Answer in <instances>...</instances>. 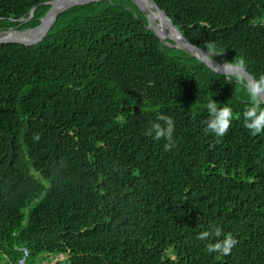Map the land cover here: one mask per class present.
Masks as SVG:
<instances>
[{"label": "trees", "instance_id": "16d2710c", "mask_svg": "<svg viewBox=\"0 0 264 264\" xmlns=\"http://www.w3.org/2000/svg\"><path fill=\"white\" fill-rule=\"evenodd\" d=\"M45 1L0 0V31L38 26ZM155 1L193 44L264 76V0ZM148 25L132 0H101L36 44H0V264L23 246L27 264H264V133L244 126L247 83ZM212 99L233 109L223 137L206 131ZM158 114L175 122L168 151L146 134ZM217 226L239 241L230 255L197 239Z\"/></svg>", "mask_w": 264, "mask_h": 264}, {"label": "clouds", "instance_id": "9594fccd", "mask_svg": "<svg viewBox=\"0 0 264 264\" xmlns=\"http://www.w3.org/2000/svg\"><path fill=\"white\" fill-rule=\"evenodd\" d=\"M205 23L201 21L202 25ZM223 71L227 73L226 76L235 77L236 81L243 82L245 79L243 75L245 61L240 60L226 63L223 65ZM246 88L250 100L248 106L243 111L244 126L250 131L251 135L256 136L264 133V76H261L259 80L249 81ZM207 111L209 112L210 118L207 121L206 131H211L217 137H223L229 131L234 118L233 109L228 105L217 107V102L212 99L207 104ZM174 129L175 122L170 116L158 114L156 120L151 122V126L146 134L152 136L157 141L161 139L166 140L165 150L168 151L175 147L173 141ZM35 139L38 140L39 135H36ZM213 235L217 240L215 243H209L206 246V250L209 253L216 252L222 255H230L232 249L239 243L231 233L224 235L219 226L213 228L211 231L201 232L197 236V239L206 240ZM221 236H223V239H219Z\"/></svg>", "mask_w": 264, "mask_h": 264}, {"label": "water", "instance_id": "95a60500", "mask_svg": "<svg viewBox=\"0 0 264 264\" xmlns=\"http://www.w3.org/2000/svg\"><path fill=\"white\" fill-rule=\"evenodd\" d=\"M101 0H49L45 1L41 4H49L50 9L45 15L43 21L35 27H28L25 29H20L19 26L11 27L7 29H3L0 31V44L1 43H20L27 46L36 44L40 42L51 30L53 25L55 24L59 14L63 11L77 6L88 4L92 2H97ZM139 9L145 13L148 22L149 28L154 31V33L160 38L161 42L165 43L168 46L176 47L187 51L190 55L195 56L201 59L207 66H209L212 70L219 72L221 74L226 75L223 71L224 63L220 60L223 59L217 52L209 50L205 47H200L198 45L193 44L191 41L187 39V37L182 33L180 28L173 22L169 14L162 9L155 0H147L149 1L160 13V32L158 31V27L153 20L152 16H150L147 12V9L139 0H132ZM37 6L33 7L30 10V14L27 17H21L19 20L22 22L30 20ZM13 31L15 36H2V33ZM33 31H37L33 33ZM206 53H208L206 55ZM225 60V59H224ZM228 63L230 61L225 60ZM245 77V82L256 81V78L245 68L243 73ZM64 258V257H62Z\"/></svg>", "mask_w": 264, "mask_h": 264}, {"label": "bare ground", "instance_id": "6f19581e", "mask_svg": "<svg viewBox=\"0 0 264 264\" xmlns=\"http://www.w3.org/2000/svg\"><path fill=\"white\" fill-rule=\"evenodd\" d=\"M142 2V4L145 6V8L147 9V12L150 16H152L153 20L155 21L156 25L160 24L161 20V16L160 13L157 11V9L147 0H139ZM21 22V21H20ZM22 24V23H21ZM158 31L160 32V27H158ZM37 31H33V33H36ZM2 36H15L13 31H9V32H5L2 33ZM224 64L228 63L227 61H225L224 59H220ZM204 158V157H203Z\"/></svg>", "mask_w": 264, "mask_h": 264}, {"label": "built area", "instance_id": "2783aa9c", "mask_svg": "<svg viewBox=\"0 0 264 264\" xmlns=\"http://www.w3.org/2000/svg\"><path fill=\"white\" fill-rule=\"evenodd\" d=\"M21 251V256L15 264H27L28 257L30 256V251L26 246L19 248Z\"/></svg>", "mask_w": 264, "mask_h": 264}, {"label": "rangeland", "instance_id": "374dc122", "mask_svg": "<svg viewBox=\"0 0 264 264\" xmlns=\"http://www.w3.org/2000/svg\"><path fill=\"white\" fill-rule=\"evenodd\" d=\"M157 27H160V24H157ZM223 58V57H222ZM223 59H225V58H223ZM225 60H227V59H225ZM43 181H44V183H46V181L43 179ZM47 184V183H46ZM65 257H67V256H64V259H65ZM46 264V263H45Z\"/></svg>", "mask_w": 264, "mask_h": 264}, {"label": "crops", "instance_id": "0c3cea01", "mask_svg": "<svg viewBox=\"0 0 264 264\" xmlns=\"http://www.w3.org/2000/svg\"><path fill=\"white\" fill-rule=\"evenodd\" d=\"M46 263V262H45ZM45 263H43V264H45ZM1 264H4V261L3 262H1Z\"/></svg>", "mask_w": 264, "mask_h": 264}]
</instances>
